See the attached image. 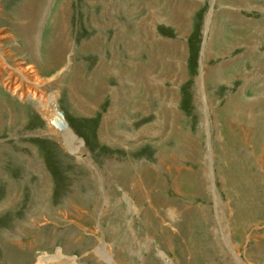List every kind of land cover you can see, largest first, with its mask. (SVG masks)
Masks as SVG:
<instances>
[{
	"label": "rangeland",
	"instance_id": "rangeland-1",
	"mask_svg": "<svg viewBox=\"0 0 264 264\" xmlns=\"http://www.w3.org/2000/svg\"><path fill=\"white\" fill-rule=\"evenodd\" d=\"M0 33L82 142L0 74V264H264V0H0ZM135 56L165 95L131 111Z\"/></svg>",
	"mask_w": 264,
	"mask_h": 264
},
{
	"label": "bare ground",
	"instance_id": "bare-ground-1",
	"mask_svg": "<svg viewBox=\"0 0 264 264\" xmlns=\"http://www.w3.org/2000/svg\"><path fill=\"white\" fill-rule=\"evenodd\" d=\"M120 4V3H119ZM122 4V3H121ZM119 6V5H118ZM125 6V5H124ZM128 6V5H127ZM126 8V7H124ZM132 10V9H131ZM135 11V10H134ZM128 12V11H127ZM185 12V11H184ZM126 13V11H125ZM62 14V12H61ZM133 14V13H132ZM134 15V14H133ZM210 15L208 16V22H207V25L209 24V18H210ZM62 17V16H61ZM145 21V20H144ZM130 22V21H129ZM142 21L137 23L136 22V25H138L140 27V25H142ZM185 23V22H184ZM149 25V24H148ZM137 26V27H138ZM145 27V24L143 25ZM143 26L142 29H143ZM124 27V26H123ZM126 27V26H125ZM128 27V26H127ZM140 27V28H141ZM151 27V26H150ZM150 27L149 26H146V29L148 30V37L150 38V42L151 44L152 43H155V42H158V41H154L153 37H151V30H150ZM121 28V27H120ZM123 30V34L119 35V39L121 40H124L123 42V46L124 47V52L126 54H128L129 52L135 50L137 48V38L139 39L140 41V35H131L133 33H127V36H124V32H125V29L122 28L120 30L119 33H121V31ZM140 30V29H139ZM144 30V29H143ZM214 30V29H213ZM31 31V30H30ZM32 32V31H31ZM30 32V33H31ZM147 34V33H145ZM131 35V36H130ZM30 36V35H29ZM146 36V35H145ZM6 37L5 34H1L0 33V40L4 39ZM147 38V37H146ZM142 41V39H141ZM159 43V42H158ZM162 43V41H161ZM168 43V42H167ZM167 45V44H166ZM175 45V44H174ZM1 46V45H0ZM29 49L31 50V58L33 59H37L40 61L41 59V54L38 55L37 53L35 54L36 52V46L35 44L30 41L29 42ZM153 46V44H152ZM157 46V45H156ZM150 47V46H149ZM148 47V49L150 51H152L150 48ZM152 48V47H151ZM182 48V46H181ZM132 49V50H131ZM138 50V49H137ZM129 51V52H128ZM177 51V50H176ZM150 53V52H149ZM151 56L149 58H152L153 55L152 53H150ZM155 54V53H154ZM157 54V53H156ZM176 54V53H175ZM174 54V55H175ZM135 55V54H134ZM179 55V54H178ZM46 53H42V57H46ZM180 57V56H179ZM47 58V57H46ZM158 58V57H157ZM137 59V56H135L134 58H130L128 57L127 60L125 61V67L123 68V70L120 72V74H116L119 79H120V83H121V86H122V90L125 91V103L126 102H130L131 105L129 107L132 108L131 111L133 110H140L143 108V104L140 100H130L131 98V95H134L136 94V91L137 89L139 88L140 84L142 83H146L145 86H144V89H145V92L147 94H151V93H154L158 91V93H160L161 91H163V94L165 93L164 89L159 86L158 84V79L156 78V75H155V71L153 69V60H151V62H148L149 65H148V68L146 67V65H141L140 64H137V65H134V61L132 60H135ZM156 59V58H155ZM5 60H7L3 54H1L0 52V74L2 73H5V78H4V84L7 85L8 89L11 90L12 93H18L19 94V97H25L27 96L28 94H30V96H33V97H37L38 98V101L40 102V105H41V109L40 111L43 113L44 117H46V120H48V122L50 123V119L55 115L57 114V105H56V97L54 96L53 94V91L52 93H48L47 95L44 93L43 89H42V86H43V82L42 80H40L37 76V72H36V69H34V67L28 65V66H19L20 65V62H18L15 66V68L9 66V64L5 63ZM138 60V59H137ZM155 61V60H154ZM174 61V60H172ZM179 61V60H178ZM177 62V61H176ZM166 63V62H165ZM169 63V62H168ZM180 63V62H179ZM147 64V63H146ZM172 65V64H171ZM177 67H178V70L181 69L182 65L181 64H176ZM132 67V70H129L131 69ZM147 69H145V67ZM167 66V65H166ZM165 66V67H166ZM169 67V66H168ZM258 66H256L257 68ZM263 68V67H261ZM165 69V68H164ZM169 69V68H168ZM167 71V70H166ZM181 71V70H180ZM173 72V71H172ZM263 72H264V68H263ZM181 73V72H180ZM59 74H56V76H58ZM2 75H0L1 77ZM244 76V75H243ZM264 76V74H263ZM203 74H202V78L201 80H199V83H200V93L203 95L205 94L204 92V83H203ZM3 81V80H2ZM248 81V79H247ZM143 86V85H142ZM44 87V86H43ZM162 88V89H161ZM46 89V88H45ZM139 91V90H138ZM167 91V90H166ZM144 92V93H145ZM169 93V91H167ZM204 92V93H203ZM116 94V93H115ZM157 94V93H156ZM162 95V92L160 93ZM165 95V94H164ZM203 99V98H202ZM166 100V99H165ZM168 101V100H167ZM166 101V102H167ZM84 102V101H83ZM86 103V101H85ZM85 103H82V106L80 107V105L78 106L79 110L82 111V112H87L85 110H87L85 107L88 106V104H85ZM164 100H163V104H164ZM85 107H84V106ZM165 107L168 106L169 104L165 103L164 104ZM50 107V110L47 109V107ZM127 106V105H126ZM125 106V107H126ZM127 108V107H126ZM167 109V108H166ZM169 109V108H168ZM81 112V113H82ZM168 112V110H167ZM63 115V114H62ZM51 116V117H49ZM63 121L65 122L64 118H63ZM66 124V127L63 128V129H57V132L55 134V136H60V140L61 143L64 145L65 148H67L69 151L71 152H77L78 150H80L81 148V141L73 134V132L71 131L69 125H67V123L65 122ZM153 127V126H152ZM53 127H51L52 129ZM54 128V129H55ZM147 129L151 130L150 127H148ZM146 129V131H147ZM50 130V129H49ZM154 130V129H153ZM51 131V130H50ZM53 131V129H52ZM145 132V130H141V133L143 134ZM51 133V132H50ZM127 137V135H124V137ZM129 136V135H128ZM131 136V135H130ZM133 136H136L138 137V133H135ZM129 138V137H127ZM40 263L42 262V260H39Z\"/></svg>",
	"mask_w": 264,
	"mask_h": 264
},
{
	"label": "water",
	"instance_id": "water-1",
	"mask_svg": "<svg viewBox=\"0 0 264 264\" xmlns=\"http://www.w3.org/2000/svg\"><path fill=\"white\" fill-rule=\"evenodd\" d=\"M50 123L56 127L57 129H63L66 127L65 122L63 121V115L60 111L57 110V114H55L51 119Z\"/></svg>",
	"mask_w": 264,
	"mask_h": 264
}]
</instances>
